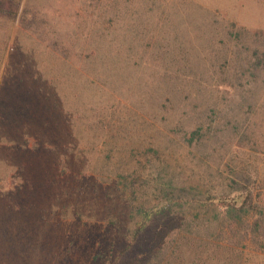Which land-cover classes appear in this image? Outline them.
<instances>
[{"label": "rangeland", "instance_id": "1", "mask_svg": "<svg viewBox=\"0 0 264 264\" xmlns=\"http://www.w3.org/2000/svg\"><path fill=\"white\" fill-rule=\"evenodd\" d=\"M14 1L0 264H120L151 245L149 264H264L209 204L223 180L264 177V0Z\"/></svg>", "mask_w": 264, "mask_h": 264}, {"label": "trees", "instance_id": "2", "mask_svg": "<svg viewBox=\"0 0 264 264\" xmlns=\"http://www.w3.org/2000/svg\"><path fill=\"white\" fill-rule=\"evenodd\" d=\"M18 11V3L14 0H0V17L13 20L17 16ZM126 42L127 40L109 41L108 43L110 47H112L111 55L119 54ZM98 46H100V41H98ZM103 62L106 63L102 64V70H105L104 72L109 71L112 65L110 63L111 60H104ZM216 87L218 90H221L222 88H234L235 90L237 86L235 84H230L229 86L220 83ZM243 173L245 174L243 175V180L241 182H237L235 180H230L229 182L227 180H223L220 182L218 185L219 190L214 191V200L212 199L209 204L215 211H219L228 218V227L232 232L236 231L239 232L240 236H244L245 240H248L249 244L253 247L254 252L256 254L261 252L260 255L264 258V195H256L255 191L257 187L253 186L256 182L258 183L264 181V177L263 179H260L257 176H252L250 172L243 171ZM255 175L257 174L255 173ZM133 176L130 178L131 181L128 180L123 182L125 189L129 194V198L132 201H135L137 199L136 197L140 195L141 198H139V200L144 199V186H141L138 181H135L134 178L136 176ZM146 201L151 203L155 200ZM144 203L140 205V207H145ZM199 203L201 204V207L202 204H204L202 202ZM171 205H174V202L171 201L168 203V209H170L169 211H171ZM147 207L149 208V206ZM171 219L173 218L169 217V220ZM247 225H249L248 228L246 227ZM156 247L157 246L151 245L147 247L146 252L141 254H139L140 252L137 253L139 257L137 259L133 254V252L136 253V249L133 250V252H130L127 249H121L120 254H118V259H120V264H132L133 262L135 264H149V262H153L158 256L160 249ZM97 258L99 257L97 256L96 260ZM107 260H105L102 264H106Z\"/></svg>", "mask_w": 264, "mask_h": 264}]
</instances>
